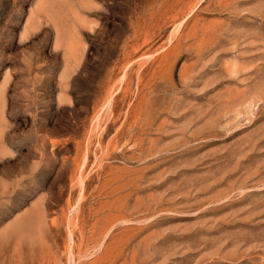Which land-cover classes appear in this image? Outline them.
<instances>
[{"label": "rangeland", "instance_id": "rangeland-1", "mask_svg": "<svg viewBox=\"0 0 264 264\" xmlns=\"http://www.w3.org/2000/svg\"><path fill=\"white\" fill-rule=\"evenodd\" d=\"M0 264H264V0H0Z\"/></svg>", "mask_w": 264, "mask_h": 264}]
</instances>
